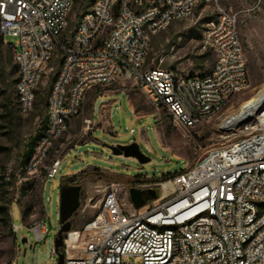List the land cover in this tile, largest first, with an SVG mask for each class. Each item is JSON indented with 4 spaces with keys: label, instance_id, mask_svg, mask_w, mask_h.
Returning <instances> with one entry per match:
<instances>
[{
    "label": "built area",
    "instance_id": "2783aa9c",
    "mask_svg": "<svg viewBox=\"0 0 264 264\" xmlns=\"http://www.w3.org/2000/svg\"><path fill=\"white\" fill-rule=\"evenodd\" d=\"M200 4H213L216 12L201 39L215 55L211 71L182 78L147 66L152 38ZM73 6L74 0H0L4 43L6 35L18 38L11 47L19 116L31 114L38 86L56 50H63L46 125L23 167L28 176L40 174L94 87L137 82L154 108L188 135L250 85L237 16L219 0H93L64 43ZM60 165L61 159L53 160L45 179L56 178ZM132 188L143 191V207L135 206ZM29 228L37 242L48 232L44 220ZM12 229L17 233L20 226ZM60 252L64 264H264V126L246 125L235 141L212 148L166 181L111 182L99 213L66 233Z\"/></svg>",
    "mask_w": 264,
    "mask_h": 264
},
{
    "label": "rangeland",
    "instance_id": "374dc122",
    "mask_svg": "<svg viewBox=\"0 0 264 264\" xmlns=\"http://www.w3.org/2000/svg\"><path fill=\"white\" fill-rule=\"evenodd\" d=\"M92 3L93 0H74L62 42L69 40L80 17ZM219 4L237 16L250 74L247 89L237 93L221 113L206 119L185 135L166 113L154 108L137 82L121 79L112 85L97 87L95 90L99 94L91 106L94 125L82 117L81 110L56 141L42 171L36 176H28L23 167L31 145L45 127L43 116L46 117L51 80L58 72L63 50L61 47L56 50L38 86L31 114L23 118L15 111L12 116L4 117L3 104L10 100L11 107L15 108L17 103L18 73L13 48L0 40V148H3L0 153V206L6 205L13 223L20 226L19 231L13 233L0 221V264L58 263L55 239L60 228L62 188L82 185L80 206L72 219L73 230L82 229L99 213L106 188L114 180L92 178L74 182L69 179L72 176L100 169L119 182H133L137 178L159 182L187 171L212 148L242 136L237 130L227 131L221 127L223 121L264 83V0H219ZM215 14L213 4H200L192 16L171 23L155 35L147 66L174 70L182 78L208 74L215 55L202 46L201 39L206 22ZM5 40L14 45L18 38L6 35ZM102 104H105L106 114L100 119ZM250 125L256 126V119L250 120L247 126ZM134 141L150 158L149 162L140 163L136 158L118 152L119 145ZM57 158L61 159L58 176L45 179L47 167ZM41 220L46 222L48 232L37 242L29 227Z\"/></svg>",
    "mask_w": 264,
    "mask_h": 264
},
{
    "label": "water",
    "instance_id": "95a60500",
    "mask_svg": "<svg viewBox=\"0 0 264 264\" xmlns=\"http://www.w3.org/2000/svg\"><path fill=\"white\" fill-rule=\"evenodd\" d=\"M118 152H121L126 157H134L140 163H147L150 158L146 156L139 147V144L134 141L128 145H119ZM82 191V185L75 184L70 187L62 188L60 192V228L55 239V253L58 255V263L64 264L65 257L60 252V248L64 244V236L70 232L73 228L72 219L76 211L80 206V194ZM148 193L154 198L156 191L149 189ZM131 198L136 207L141 208L145 203L143 191L136 188L131 189Z\"/></svg>",
    "mask_w": 264,
    "mask_h": 264
},
{
    "label": "bare ground",
    "instance_id": "6f19581e",
    "mask_svg": "<svg viewBox=\"0 0 264 264\" xmlns=\"http://www.w3.org/2000/svg\"><path fill=\"white\" fill-rule=\"evenodd\" d=\"M252 119H256V126L253 128L264 126V83L253 96L241 104L236 112L223 121L221 128L227 131L237 130L242 133ZM167 184L164 186H168Z\"/></svg>",
    "mask_w": 264,
    "mask_h": 264
},
{
    "label": "trees",
    "instance_id": "16d2710c",
    "mask_svg": "<svg viewBox=\"0 0 264 264\" xmlns=\"http://www.w3.org/2000/svg\"><path fill=\"white\" fill-rule=\"evenodd\" d=\"M0 40L4 42V37L2 35L0 36ZM64 43H66V42H64ZM8 46H11V44H9ZM62 60H63V56L60 57V63L62 62ZM16 69H17V73H18L17 65H16ZM56 75H57V73H56ZM56 75L51 80V83L52 84H53V82L56 79ZM17 80H18V78H17ZM15 105H16L15 108H12L11 107L10 100H7V103L3 104V108L5 109V114L2 115V116H4V117H6V116H12V114L15 111H17V103ZM47 105H48V102H47ZM47 105H46V108H45L46 109V117L43 116V118H44V125H46V122H47ZM36 141L31 145L30 150L27 153V156H26V159H25V163H26V160H27V158L29 156V153L32 150V148H33L34 144L36 143ZM1 151H3V148H0V153H1ZM92 178L108 179V180L120 181L119 179L114 178L110 173L103 172L100 169H93V171H90V172H82V173H80L78 175L72 176L69 179L72 180V181H74V182L76 180H79V181H82L83 182V181H88V180H90ZM168 179H170V178L164 179L163 181H166ZM163 181H161V182H163ZM124 182L125 183H139V182H146V180L137 178L133 182H127V181H124ZM0 221H1L2 225L5 228H9L10 227L11 228V231L13 232V229H12V224H13L12 215L10 213V209L6 205H1L0 206Z\"/></svg>",
    "mask_w": 264,
    "mask_h": 264
},
{
    "label": "crops",
    "instance_id": "0c3cea01",
    "mask_svg": "<svg viewBox=\"0 0 264 264\" xmlns=\"http://www.w3.org/2000/svg\"><path fill=\"white\" fill-rule=\"evenodd\" d=\"M97 87H100V86H97ZM97 87H94V88L87 91L85 98H84V101H83V106H82L83 109H82V114H81L84 119L88 120L90 123H93V125H94V122L92 119L93 116L91 113V106H92V103L94 102V100L96 99L97 95L99 94L95 90ZM102 94H105V92ZM131 104H132V102H131ZM132 107H133V104H132ZM102 108H103V113L101 114L100 119H103L105 117V114H106L105 113V110H106L105 104H102ZM133 109H134V107H133ZM146 115H139V117L146 116Z\"/></svg>",
    "mask_w": 264,
    "mask_h": 264
}]
</instances>
